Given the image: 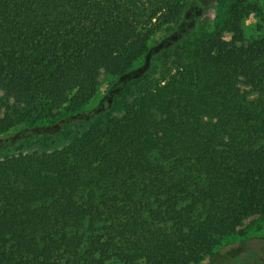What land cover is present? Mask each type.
Returning <instances> with one entry per match:
<instances>
[{
	"label": "trees",
	"instance_id": "16d2710c",
	"mask_svg": "<svg viewBox=\"0 0 264 264\" xmlns=\"http://www.w3.org/2000/svg\"><path fill=\"white\" fill-rule=\"evenodd\" d=\"M256 1L197 35L202 0H0V135L97 117L61 149L0 159V264H264V237L215 251L264 216ZM101 74L120 80L102 103L121 117L83 110Z\"/></svg>",
	"mask_w": 264,
	"mask_h": 264
},
{
	"label": "rangeland",
	"instance_id": "374dc122",
	"mask_svg": "<svg viewBox=\"0 0 264 264\" xmlns=\"http://www.w3.org/2000/svg\"><path fill=\"white\" fill-rule=\"evenodd\" d=\"M202 5L195 10V17L198 22L195 27L197 35L204 34L207 31H212L216 25L222 24L227 21L228 8L232 0H202ZM256 11L247 16L244 22V29L248 37H252L255 34L256 28L263 23L264 19V0L256 1ZM167 30V29H166ZM162 30L156 33L151 42L150 46L156 45L165 35V31ZM226 38H229L227 36ZM143 61H138L134 67L139 68L143 65ZM148 74V81L150 84H155L162 77L161 61L156 55L154 61L148 64L143 71ZM120 80L114 79L113 77L101 74L99 77V85L95 96L90 102L84 107L85 111H104L111 113L117 117L124 115V106L121 103H115L112 105L106 102L102 103L104 96L116 86L119 85ZM103 99V100H102ZM97 117H93L89 120H83L81 122H72L68 127L47 137H39L33 139L21 138L31 132V129L26 126H19L6 134L0 135V159L30 152H50L65 147L72 137L77 134L84 132L90 125L96 120ZM50 124V123H45ZM264 237V216L251 215L243 223L242 226L232 235L224 237L219 248L221 252L218 254L220 257L222 254L233 253L234 251H242L245 248V242L249 239H259ZM257 241V240H255ZM257 242H260L257 241ZM264 257L263 253L258 255V259ZM200 264H209V257L205 258Z\"/></svg>",
	"mask_w": 264,
	"mask_h": 264
}]
</instances>
